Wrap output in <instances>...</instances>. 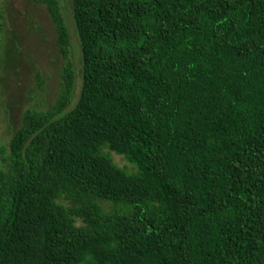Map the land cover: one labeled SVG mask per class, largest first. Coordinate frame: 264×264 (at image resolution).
<instances>
[{"label":"trees","instance_id":"obj_1","mask_svg":"<svg viewBox=\"0 0 264 264\" xmlns=\"http://www.w3.org/2000/svg\"><path fill=\"white\" fill-rule=\"evenodd\" d=\"M35 1L65 61L0 148V264H264V0H70L75 102Z\"/></svg>","mask_w":264,"mask_h":264},{"label":"rangeland","instance_id":"obj_2","mask_svg":"<svg viewBox=\"0 0 264 264\" xmlns=\"http://www.w3.org/2000/svg\"><path fill=\"white\" fill-rule=\"evenodd\" d=\"M59 2L70 32V54L76 70L75 102L82 82L80 46L71 2ZM64 61L45 4L0 0V148L8 144L20 126L25 109L46 108L54 101ZM112 154L117 164L134 170L122 156Z\"/></svg>","mask_w":264,"mask_h":264}]
</instances>
